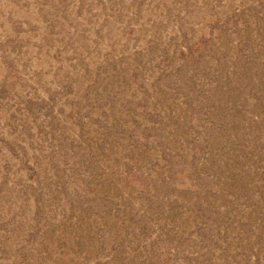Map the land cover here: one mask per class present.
I'll list each match as a JSON object with an SVG mask.
<instances>
[{
  "label": "rangeland",
  "instance_id": "1",
  "mask_svg": "<svg viewBox=\"0 0 264 264\" xmlns=\"http://www.w3.org/2000/svg\"><path fill=\"white\" fill-rule=\"evenodd\" d=\"M0 264H264V0H0Z\"/></svg>",
  "mask_w": 264,
  "mask_h": 264
}]
</instances>
